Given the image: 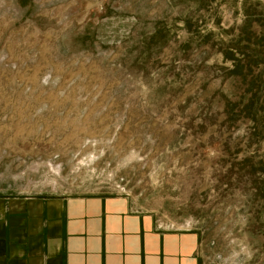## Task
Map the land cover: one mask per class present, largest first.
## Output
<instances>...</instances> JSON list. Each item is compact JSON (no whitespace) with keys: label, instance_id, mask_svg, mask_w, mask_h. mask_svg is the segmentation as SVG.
<instances>
[{"label":"rangeland","instance_id":"obj_1","mask_svg":"<svg viewBox=\"0 0 264 264\" xmlns=\"http://www.w3.org/2000/svg\"><path fill=\"white\" fill-rule=\"evenodd\" d=\"M35 194L264 264V0H0V195Z\"/></svg>","mask_w":264,"mask_h":264},{"label":"crops","instance_id":"obj_2","mask_svg":"<svg viewBox=\"0 0 264 264\" xmlns=\"http://www.w3.org/2000/svg\"><path fill=\"white\" fill-rule=\"evenodd\" d=\"M199 236L118 194L0 195V264H199Z\"/></svg>","mask_w":264,"mask_h":264},{"label":"built area","instance_id":"obj_3","mask_svg":"<svg viewBox=\"0 0 264 264\" xmlns=\"http://www.w3.org/2000/svg\"><path fill=\"white\" fill-rule=\"evenodd\" d=\"M162 225H163V223H162Z\"/></svg>","mask_w":264,"mask_h":264}]
</instances>
